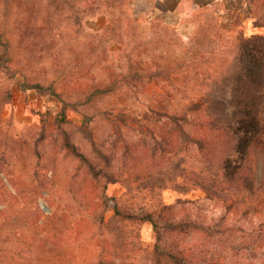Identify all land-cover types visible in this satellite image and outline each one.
<instances>
[{"label":"rangeland","instance_id":"rangeland-1","mask_svg":"<svg viewBox=\"0 0 264 264\" xmlns=\"http://www.w3.org/2000/svg\"><path fill=\"white\" fill-rule=\"evenodd\" d=\"M263 3L0 0V264L155 263L153 226L124 221L112 203L104 213V235L97 236L99 192L121 209L167 205L165 214L176 224L185 214L188 221L217 223L211 234L177 229L163 236V249L178 241L180 248H194L185 252L192 258L188 264H253L252 249L263 258L247 233L237 231H248L257 216L234 220L187 173L206 166L216 174L224 155L219 150L207 160L195 152L186 161L183 155L152 156L169 124L150 110L159 111L158 102L171 112L195 111L194 119L197 109L214 111L219 94L228 98V82L219 89L205 79L222 71V62L235 71L238 37L264 35V26H254L264 23ZM148 77H158V84ZM65 140L96 167L97 182L93 171L88 175L85 164L80 168L62 150ZM225 149L232 155L234 144ZM174 162L183 166L170 168ZM51 170L50 181L45 177ZM161 264L175 263L166 258Z\"/></svg>","mask_w":264,"mask_h":264},{"label":"trees","instance_id":"trees-1","mask_svg":"<svg viewBox=\"0 0 264 264\" xmlns=\"http://www.w3.org/2000/svg\"><path fill=\"white\" fill-rule=\"evenodd\" d=\"M262 7H264V3ZM259 18H264V11ZM254 26L263 27L264 23H259L256 20ZM237 41L236 48L232 52L235 71L229 68L225 69L222 62L221 66L225 71L216 69L211 71L209 77L205 79L207 82L215 83L218 88L227 82L229 84V99L227 93H225L226 95L219 94L220 103H217V100L213 103L215 104L214 111L204 113L201 109H197L196 118L193 119L191 113H195V111L189 109H176L171 112L163 109L158 102L159 111L150 108L155 114L165 115L169 124L168 131L160 136L162 146L152 145L151 155L154 156L156 153H159L160 157L165 154L172 157L183 155L182 161H186V157L190 158L192 153L198 152V154L203 153L207 160H212L216 156V152L220 150L224 159L221 160L219 171L216 174L211 173L206 166H203L199 172L187 171L190 170L188 168L183 169L182 172L187 171L196 182L201 183L199 187L207 193V199L220 202L228 213H233L236 216L237 219L234 220L238 221L239 218L251 214L257 216L256 221L249 223L252 227L248 231L242 227L237 230L247 233L251 247L260 248L263 251V258L260 259L258 252L251 248L254 253L251 255L250 262L255 264L258 260L264 262V35H252L249 38L240 36ZM2 43L3 33L0 31V45H3ZM148 79L158 84V77H148ZM234 80L236 81L235 86ZM218 104H221L220 111L216 109ZM61 116V121H65L67 114L63 111ZM43 140L44 138H41V142ZM230 142L234 144L233 154L225 155L227 154L226 145ZM193 147L195 149L192 150ZM62 150L68 151L75 159L79 160L83 164L78 165L80 168H84L85 164L88 175H91V171H93L92 175L97 182V178L101 175L97 174L96 167L87 161L88 159L83 153L77 152L74 146L66 140L63 142ZM161 162L167 166L168 160ZM179 165L183 166V162L168 164L170 168L176 170L179 169ZM50 174L51 177L45 178L51 181L55 179L54 170H51ZM35 176L37 175L35 174ZM75 176L78 174L73 175V177ZM205 184L208 188L205 187ZM47 185V181L43 182V185L41 183V187ZM177 190L183 194L187 193V190L182 186H178ZM98 198L100 207H97V219L94 225L97 236L102 237L103 231L108 226L104 213L109 203L114 206L116 216L124 221L147 222L153 226L156 235L154 250L159 257H156L155 263L152 262L153 260H149L152 264H161L165 262L166 258L171 259L175 264H188V261H192L191 255L186 256L185 252L188 254L194 251V248H180L181 241H178L177 245L172 244L171 247H166L165 243L163 249L164 239L162 240V238L166 233L177 229L199 230V234H211L217 231V223H208L200 218L188 221L190 214H185L179 223H174L173 219L165 214L168 206L162 203L155 209L148 208L145 203H138L133 208L121 209L114 198L105 199L103 192L98 193ZM42 214L44 213L42 212ZM53 216L54 214L47 215V218L52 219ZM239 239L244 240V237ZM255 240L262 243L257 244L254 242ZM200 247L201 243H199V249ZM201 249L204 252L203 247ZM172 251L176 252V255L171 253ZM205 251L209 253L210 248H206ZM209 254L210 258L214 255L213 253ZM98 264L108 263L99 259Z\"/></svg>","mask_w":264,"mask_h":264}]
</instances>
